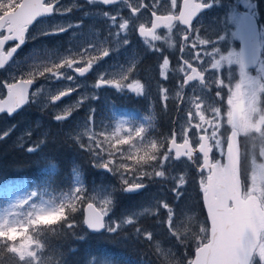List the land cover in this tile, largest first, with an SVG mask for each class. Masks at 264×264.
Instances as JSON below:
<instances>
[{
	"label": "snow or ice",
	"instance_id": "1",
	"mask_svg": "<svg viewBox=\"0 0 264 264\" xmlns=\"http://www.w3.org/2000/svg\"><path fill=\"white\" fill-rule=\"evenodd\" d=\"M89 3H101L104 5L120 4L127 8L130 16H124L121 10L112 14L105 12L104 16L109 20L110 36L127 45L130 40L127 33L135 30L148 45L150 51L163 53L164 48L157 46L156 42L169 40L174 29L179 35V72L182 79L177 83L175 99L177 108L186 104L188 110L185 113L184 124L178 125L168 141V147L151 140L147 145L138 146L134 141L143 142L148 129L144 126L128 128L126 130L117 127L113 133L105 137L103 132L98 135L92 133L88 136L90 143H83L79 137L75 139L80 146L94 153L95 166L108 171L119 173L121 184L125 191H136L146 185L142 183L145 177L172 180L170 191L175 201H179L184 195V189L189 183L187 173L168 176L164 165L172 160L179 161L184 158L200 174L198 185L202 199L207 207L210 218V226H198L195 240V259L187 261V264H207V258L222 250L226 243L234 240L235 251L238 256L237 264H264V243L256 239V233L264 231V223L260 220V211L255 201H251L253 195L250 189H264V163L256 165L247 176V183L241 179V163L246 158L241 152L240 137H246L253 141H259V155L264 158V23L260 22L257 4L253 0H233L230 7L224 13L222 27L209 35L201 34L199 24H194L199 15L207 9L221 6L222 0H168L169 11L166 14H158L159 0H88ZM59 0H0V34L6 32L0 38V69L4 68L17 50L25 43L29 26L39 17L60 12L56 8ZM15 9V11H12ZM150 11L149 23H138L137 18L145 11ZM66 11H71L67 9ZM182 27H177V26ZM73 25L57 26L52 32L44 35H57L66 31ZM164 29V33L158 30ZM123 38V39H122ZM9 40L18 41L7 52L4 45ZM232 42H239V47H229ZM170 49L177 48L175 43H169ZM111 54L108 47L98 44H88L83 53L69 52L58 62L51 63L38 73H29L28 78H20L15 82L5 83L7 100H0V113L12 114L23 105L29 103V89L38 76L50 74L55 79L74 80V76H68L61 69H72L79 76H85L95 63ZM188 58H185V56ZM170 59L167 55L161 56L159 74L163 80L169 79ZM81 65L76 67V65ZM134 65L122 73L119 79L108 78L107 75L98 76L94 87H114L118 91L130 90L137 96L145 94L146 86L139 79L131 77ZM227 70L228 79L225 78ZM211 74V75H209ZM15 79V78H14ZM195 82V83H193ZM196 84L208 92H213L215 98L226 99L228 106L226 115H222L219 107H209L201 94H196L185 99L184 89ZM226 90V96L222 91ZM39 91V90H37ZM76 91L75 88L61 90L51 96L55 102L62 97ZM162 105L166 108L169 97V89L161 85L160 89ZM89 99L82 96L74 106L65 108L54 115L58 122L69 119L75 109L81 107ZM94 110H90V124L94 121ZM228 126L230 135H225L221 129ZM11 130H9L10 132ZM9 132L0 134V139L9 135ZM123 132V135L121 134ZM30 135V134H29ZM179 137L180 142H178ZM105 141L108 146L103 148ZM39 141L36 145L28 147V152L38 151ZM127 145L126 150L121 146ZM255 148V144L253 145ZM134 150V151H133ZM215 151L217 157L213 158ZM106 152L107 156L102 155ZM117 155L121 162H117ZM124 159L133 161V166L122 162ZM152 162H156L155 165ZM255 164V158H253ZM158 167L154 172L143 171V166ZM233 165L235 174H233ZM238 181V182H237ZM38 195L35 192L28 193L19 199L14 208L28 206V211L19 218L16 213L8 211L0 215V254L11 256L15 264H45L43 258L44 245L32 234L29 229H38L40 225L66 224L68 228L74 226L70 219L78 211L83 214V223L92 231L106 230L115 233L121 230L119 220H110L108 217L112 211L111 199H102L99 203L94 197L86 195L83 186H77L73 194L66 196L59 202L43 201L40 204L32 202V197ZM260 210H264V196L259 197ZM248 203H245V202ZM159 207L145 209L153 215L159 213L162 207L167 216L163 223L171 237L178 242H184L187 235L179 231V218L173 204L167 201H157ZM83 206H86V210ZM253 215L256 217L255 225L251 228H242L238 234L233 226L239 221L251 222ZM9 217H15L9 219ZM137 222V217L129 216L123 221V226ZM142 226L137 223L135 231L141 232ZM143 237L153 241L151 231L143 232ZM0 264H3L0 257Z\"/></svg>",
	"mask_w": 264,
	"mask_h": 264
},
{
	"label": "rangeland",
	"instance_id": "2",
	"mask_svg": "<svg viewBox=\"0 0 264 264\" xmlns=\"http://www.w3.org/2000/svg\"><path fill=\"white\" fill-rule=\"evenodd\" d=\"M67 1V7L64 9L65 13V19L61 21L60 23L56 22V20L52 23L53 29L55 30L56 27L59 26H67L69 24L73 25L72 27H68L65 31V42H66V56L69 54V52H82L88 44L94 43L98 44L102 47H108L107 45L104 46V44H101L102 36H99L100 33H104L100 29V27H106L109 25L108 18L104 16L99 10H96L94 7H90L86 4L85 0H65ZM13 3H15V0H12ZM181 0H178V5L180 4ZM254 3L257 4V10H259L258 0H253ZM168 0H159V4L167 5ZM233 3V0H222L221 6H218V9L216 10V13L210 14L206 19H203L200 23V28L202 33H209V35L214 34L216 30H218L220 27H222V21L224 19V13L227 11V8L231 6ZM67 9L77 10L78 15H73L71 11H66ZM125 9H127L125 7ZM15 10V9H13ZM221 18V19H220ZM261 18V17H260ZM75 19V20H73ZM64 23V25H63ZM47 25H42V32H46ZM134 32V30H133ZM135 34V33H134ZM97 37V39H95ZM113 43H116L117 41L113 40ZM85 43L87 45H85ZM130 46V50L126 47ZM127 45H123L122 50L125 53V56L127 58L128 65L125 69H123L120 65H116L112 71L113 76H108L109 74V68L112 64L115 62H99L95 63L93 66H96V76L100 75H107L108 78L115 77L116 79H119L120 75L127 71L129 69V64H133L134 62L132 53L134 49L137 47V43L134 40H131L130 43ZM229 47L235 46L239 47V42H232L228 45ZM121 46H114V49L116 52H120ZM135 71V65L134 70ZM132 71V72H133ZM131 72V74H132ZM33 73H35V68L33 69ZM68 76H72L71 73L66 72ZM49 77L46 78L48 83L46 85H42L37 91V100H39L41 103H44L45 105L43 107H38V110L41 114L46 113L48 110H53L55 113L53 116L58 113L62 112L65 108L74 106L77 101L80 99V97L83 94H87L89 91L85 90L82 93H79V96H77L74 99H71L70 101L66 102L65 104L59 106V105H53L52 100L50 99L51 96H54L59 93L57 90L58 85V79L53 78L50 74H48ZM65 80V87L66 88H75L77 91L83 90L85 87V83H74L73 85H70V81L68 79H62ZM146 86V84H145ZM147 88V87H146ZM202 90V89H201ZM198 90L196 94H201L202 91ZM200 91V92H199ZM192 94L186 96V100L188 97H190ZM139 98L141 96H137L134 93H132L130 90L124 89L118 91L116 88L111 87L109 89L105 88H95V91L93 93L92 99H88L84 104L85 108H89L88 112L85 111L81 116L76 118L75 121H73V124L69 123L65 128L63 125H56L57 129H59L60 133H69L70 136L79 144L75 138L79 137V140L83 143H90L88 141V136L92 133H96L97 135L100 132H103L105 137H107L110 133H113L117 127H121L122 129L126 130L128 128H136L131 124V119L128 118L125 113L128 112L129 108L127 105L130 104V101L138 102ZM112 101H120V105L118 106L116 102L110 103V100ZM219 102V101H218ZM82 106V105H81ZM136 108H140L138 106H134ZM176 107H177V101H176ZM81 108V107H80ZM90 110H94V121L92 124H90L89 121V114ZM146 110L147 115L154 120L156 114L154 107H148ZM188 110V106L184 104V111L180 119L181 121L178 123V125L184 124L185 122V113ZM75 110L73 111L71 116H74ZM223 115H226L223 113ZM43 118L40 117L39 121L35 123V128H43L41 127L40 121ZM56 120L50 122V124H54ZM13 127V129H12ZM147 127H150L147 124ZM33 125L25 126L20 129V134L15 137V132L19 131L18 128H14V126L7 122H2V128H1V134L4 132H9V135L3 139H0V142L5 141L6 139L11 138L14 142L16 141L20 146L27 147V143L31 142L29 140V137L33 134ZM228 130V131H227ZM221 131L225 135H229L230 131L228 129V126H224ZM227 131V133H226ZM42 133V136L39 137V141L43 140L44 143L40 145L39 148H44L48 144H50V141L48 140L51 137L52 132L49 131H40ZM173 133L172 125L170 126V130H164V129H157L156 126L148 128V132L145 135L144 141H134V143H137L138 146L147 145L151 140H155L158 144H163L164 147H168V141L171 137V134ZM30 134V135H29ZM123 135V132L121 133ZM243 137V136H242ZM39 141H35L34 143H30L31 145L29 147H32L39 143ZM178 142H180L178 137ZM243 153L245 154L246 158L243 159V175L244 180L247 183V176L250 174L251 170L256 165L260 163H264V158L260 157L259 155V141H253L249 138L243 137ZM255 144V148L253 145ZM108 146V142L105 141V144L102 146L103 148H106ZM81 147V146H80ZM121 148L126 150L129 149V146L123 145ZM82 150V149H80ZM85 151H87L85 149ZM134 151V150H133ZM89 152V151H87ZM32 153V152H31ZM92 156V159H99L98 157H94V153L89 152ZM102 155L105 157L107 156L106 152H102ZM253 158H255V164H253ZM117 162H121V158L119 155L116 157ZM122 162L128 164L129 166H133V161L124 159ZM153 165L156 164V162H152ZM165 170L167 172L168 176L176 175V174H184L187 173L189 183L187 184L186 188L184 189L185 195L177 202L175 201L172 192L170 191L171 187L173 186V181L170 179H161V178H148L145 177L142 183H144L146 186H150V189L146 192V195L143 193L133 194L129 191H125L123 188V185L121 184V178L119 173H114L111 171H108L102 167H98L99 170H96V172L102 173V176H108L106 181V185L100 183L96 186L94 191H90L87 193L88 196L94 197L96 201L99 203L102 199H111L113 202L112 211L110 213V216L108 219L110 220H119L122 224V228L120 231L115 233H110L108 231L105 236H110V238H117L116 236L120 238L121 234L124 233H132L130 236L139 238L142 242V248L144 250L145 242H149L153 248L156 250V253L159 255L161 259L164 260L167 264H187V261L191 260L192 254L195 253V251L191 254L188 252L187 245L193 244V248L196 247L194 237L197 236V228L198 226H208V221L206 218L205 209L202 202V195L201 191L198 185V180L200 177V174L192 167V165L187 162L186 160L181 161H174L172 160L170 163H166L164 165ZM143 171H151L154 172L156 170H159L158 167L154 168L148 165L143 166ZM262 182H264V176L261 177ZM4 185V184H3ZM80 186V182L76 183L73 187L71 192H69L67 195H59V196H42L40 194V191L36 190L34 187H30L25 183H18L16 186L14 185H6L0 187V215H5L9 210L16 213V215L23 219L24 215L29 209L28 206H24L23 208H14L13 206L16 204V202L21 199L24 195H27L28 193L35 192L38 195L32 197V202L36 204H40L43 201H56L59 202L60 200L64 199L66 196L72 195L73 190ZM103 187H105L103 189ZM144 190V189H143ZM142 190V191H143ZM252 192H258V195H253L256 197L264 196V189H250ZM42 192V191H41ZM46 194V193H44ZM47 195V194H46ZM136 198L138 200V205L128 208V207H121L119 204L123 201V199H129V198ZM167 201L170 204H173L177 216L179 218V231L181 234L187 235V239L184 242H178L177 238H173L169 235L168 230L163 223L165 220L167 213L166 211L161 207L159 210V213L157 215H153L150 211L145 212V209H152L153 207H159L157 205V201ZM121 207L122 213L119 212L121 215L118 216L116 214V210ZM86 207V206H85ZM84 207V208H85ZM129 216L137 217V222L133 223L131 225L123 226V221ZM15 217H9V219H14ZM139 224L142 226L141 232L137 233L135 231V228L137 227H131L132 225ZM149 226L147 227V224ZM47 227L51 228V226L48 225H40V227ZM38 229H29V234L33 235V232L38 231ZM151 231L153 233V241H149L143 237V232ZM125 237H127L125 235ZM118 238V239H119ZM122 238V236H121ZM109 242L112 240H108ZM264 243V240H263ZM183 250H180L178 248L179 245H185ZM104 248V247H102ZM192 248V247H191ZM46 248L43 249V258L45 260V264H49L50 262L52 264H60L59 263V257L51 258L50 262L47 263L48 254H47ZM55 250V249H54ZM106 251V250H104ZM110 254V252H109ZM143 253L142 257L145 261H147V264H152V261H154L153 254L149 255V258L146 259V256ZM111 255V254H110ZM50 257V255H49ZM102 261V264H111L109 261Z\"/></svg>",
	"mask_w": 264,
	"mask_h": 264
},
{
	"label": "flooded vegetation",
	"instance_id": "3",
	"mask_svg": "<svg viewBox=\"0 0 264 264\" xmlns=\"http://www.w3.org/2000/svg\"><path fill=\"white\" fill-rule=\"evenodd\" d=\"M85 2L88 6L94 7L96 10H99L102 14H104L105 12L115 14L117 13L118 10H121L124 16H130L128 10L125 9V7L120 4H116L111 7H106L100 3L93 4L87 2L86 0ZM145 2L148 3L150 2V0H145ZM66 7H67V1L59 0V3L56 4V8L61 9L60 12H53L51 15H47L44 19H40L37 22H35L34 25L29 26L28 32L26 33L25 43L17 50V52L13 55L11 60L7 62L6 66L0 69V100H4L7 96V89L5 87V83L15 82V80H18L20 78H28V74L33 73L34 68H35V73H38L39 71H42L44 68L48 67L51 63L58 62L62 57L66 56L65 31L57 35H51V34L44 35L43 33L45 32L41 31L43 24L47 25L48 31L46 32L50 33L54 31L52 23L55 20L57 23L58 22L60 23L65 19L64 9H66ZM217 9L218 7H214L212 11H207L205 13L200 14L199 17L193 23L200 25L203 19H206L210 14L216 13ZM168 11L169 8L166 5L160 4V7L158 9V14H166ZM71 12L74 13L73 15H78L77 10H72ZM151 19L152 18L150 15V11L145 10L141 14V16L137 18V22L149 23ZM177 27L179 28L182 26L178 25ZM100 29L104 31V33L101 32L99 35V36L103 35L101 44H104V46L107 45L108 48L110 49L111 54L108 57H105L104 59L100 60L99 62H103V60L104 62H115L110 66L109 74H108V76H113L112 71L116 65H120L123 69H125L128 65L127 58L122 50L124 44L121 43L120 40H118L117 38L109 35V32L112 31V29L109 28V25L106 27H100ZM158 31L162 34L164 33V29H159ZM6 34H7L6 32L0 34V38H2V36ZM201 34H203L202 31ZM127 37L130 41L134 40L137 43V47L134 49L132 53L134 59V62L132 63H134L135 65V71L132 72L131 77L134 79H139L142 83L146 84L147 87L145 94L142 95L141 98H139L138 102L130 101V104L127 105L132 113L131 124L134 127L144 125L147 129L156 126L157 129L160 130L161 129L170 130V126L172 125V130L173 131L176 130L178 123L181 121L180 118L184 116L183 114L184 104L180 105L178 109L176 107V99H175V95L177 92V83L182 79V74L178 70L180 65V60H179V52H178L179 35L177 31L174 29L169 40L156 42L157 46L164 48L163 53L150 51L148 45H146L143 42V38L140 37L135 30L134 32L133 30H130L129 33H127ZM95 39H97V37ZM113 40L117 42L113 43L112 42ZM17 43L18 41L15 40L7 41L4 45V51L7 52ZM169 43H175L177 45V48L170 49L168 47ZM85 45L87 44L85 43ZM114 46H121L120 48L121 51L116 52ZM126 48L130 50V46ZM83 52L84 50L80 53ZM162 55H167L169 57L171 62L170 69H175L174 71L173 70L169 71V79L166 81L163 80L159 74L160 72L159 64ZM185 58H188V56L186 55ZM78 66L81 65L79 64L76 65V67ZM129 66H133V64H129ZM95 69L96 66H93V68L88 73H86L85 76H79L72 69H66V68L61 69L60 71L65 73L69 72L72 74V76L75 77L74 80H69L70 85H73L74 83H85L86 85L83 90L73 91L69 95L64 96L65 98L62 97L63 99L52 102V104L61 106L66 102L70 101L71 99L76 98L77 96H79V93H82L85 90H88L89 92L87 94H83L82 96L86 95L89 97V99H92L93 93L95 91L94 84L98 80L96 76V71H94ZM48 77H49L48 74H46L43 77L37 75L30 92L29 104L22 111H20L13 117H9L8 115L0 116V132L2 128V122H7L9 124L11 123L14 126V128H18L19 131L15 132V137H17L20 134L19 132L22 127L33 125L34 132L32 136L29 137V140L32 143H34L35 141H39V137L42 136V133H40V131H49L52 132L50 138H52L53 140H50V138L48 139L51 144L56 138H58L59 136L58 133H60L56 125H63V127L65 128L69 123L73 124V121H75L76 118L81 116L83 112L85 111L88 112L89 108H85L84 104H82L81 108L75 109L74 116H71L69 119L62 122L55 121L54 124L51 125L50 122L54 121L53 114L55 112L53 110H48L46 113L41 114L40 111L38 110V107H43L45 104L37 100V90L42 85H46V83H48V81L46 80V78ZM225 78L226 79L229 78L227 75V70L225 71ZM161 85L169 89L170 99L167 101L166 108L162 105V101H161V95L159 91ZM102 88L109 89L110 86L102 87ZM67 89L68 88L65 87V80L58 79L57 90L61 91ZM201 89H202L201 86L198 84H196L194 89L190 84L188 88L184 89V96L186 98V96L194 92L196 93L198 90ZM201 91H202L201 95L203 96L205 103L209 107H219L221 109L222 115L223 113L226 114L228 109L226 99L219 100L218 98H215L213 94L214 90L213 92H208L203 89ZM222 95L226 96V90L222 91ZM112 102H116V101L110 100V103ZM116 104L119 106L120 101L116 102ZM134 106H138L140 108H136ZM152 106L154 107L156 114L154 120L147 115L145 110L148 107H152ZM40 117L43 118L40 121L41 127L43 128H35V123L39 121ZM147 124L150 127H147ZM11 137L13 138V136ZM31 142L27 143L28 147L31 145L30 144ZM50 144H48V146ZM212 155L213 158H219L221 159V163H224V158L217 157L215 151L213 152ZM181 160H185V159L183 158ZM148 189H150V186L148 185L145 186V190L142 193L146 195Z\"/></svg>",
	"mask_w": 264,
	"mask_h": 264
},
{
	"label": "trees",
	"instance_id": "4",
	"mask_svg": "<svg viewBox=\"0 0 264 264\" xmlns=\"http://www.w3.org/2000/svg\"><path fill=\"white\" fill-rule=\"evenodd\" d=\"M258 5L261 23H264V0H258ZM11 138L0 142V187L16 186L23 182L40 191L42 196L55 197L67 195L78 182L86 189V195L94 191L100 183L106 185V176L96 172L99 169L94 165L95 161L90 153L81 148L69 133L59 134L49 146L39 148L32 153L28 152L26 147L17 145L18 143ZM136 205H138L137 197L123 199L119 204L128 208H134ZM121 207L116 210L118 216L121 215L119 212L122 213ZM82 217L83 214L78 211L70 218L74 222L72 228H68L63 223L52 225L51 228L42 226L35 234L40 241L48 245L50 254L54 255V258L59 257L60 264H102L105 258V261L111 264H147L142 257L143 253L146 259L153 254L152 264H167L149 242H145L143 250L141 240L130 236L132 233L121 234L120 238L119 235L116 236L117 238L90 235L83 225ZM145 224L148 227L150 223ZM136 226L137 224L131 227ZM184 247L186 244L178 246L180 250ZM187 248L189 254L191 249V254L195 251L193 244H188ZM0 257L3 264H15L11 256L0 254Z\"/></svg>",
	"mask_w": 264,
	"mask_h": 264
},
{
	"label": "water",
	"instance_id": "5",
	"mask_svg": "<svg viewBox=\"0 0 264 264\" xmlns=\"http://www.w3.org/2000/svg\"><path fill=\"white\" fill-rule=\"evenodd\" d=\"M86 1L88 2V0H86ZM113 5H116V4L104 5V6L111 7ZM208 10H210V9L204 10L203 12L208 11ZM45 17L46 16L37 18V20L34 21L32 25H34V23L37 22L38 20L43 19ZM32 86L33 85H31L30 88H32ZM7 98L8 97L6 96V98L4 100H7ZM63 98H65V97H63ZM63 98H61V99H63ZM27 104L23 105L21 108H19L16 112H14L12 114H8L7 112H4V113H0V116L1 115H8L9 117H13L17 113H19ZM225 163H226V160H225ZM233 174H235V166L234 165H233ZM241 179H242V176H241ZM143 189L144 188L142 187V188H140V189H138L136 191H131V193L138 194V193L142 192ZM251 201H255L256 202V204L258 206L257 210L260 211V220H261L262 223H264V210H260L259 209V205L261 203L260 199L258 197H256V196H252L251 197ZM245 203H248V202L246 201ZM203 205H204V209H205L206 216L208 218V222H209V226H210V218L208 217L207 207H206V204L204 203V201H203ZM85 210H86V207H85ZM255 222H256V217H255V215H253L252 221L250 223L247 222V221H244V220L239 221L236 224H234L233 230H234V232H236V233L239 234L241 232L242 228L251 229L255 225ZM84 226L87 229V231L89 233H91V234H102L105 231V230H102V231H99V232L92 231L85 224H84ZM263 234H264V231H261V232H257L256 233V239L260 243L262 242V236H263ZM235 243L236 242L234 240H231V241L227 242L226 245H225V247L222 250L217 251L216 253H214L213 255H211L210 257L207 258V264H237V262H238V256H237V253L235 251ZM194 259H195V254H194L193 260Z\"/></svg>",
	"mask_w": 264,
	"mask_h": 264
}]
</instances>
